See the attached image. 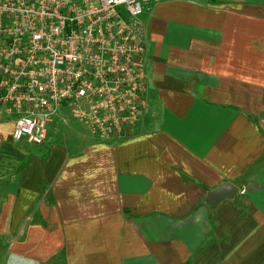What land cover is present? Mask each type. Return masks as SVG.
I'll use <instances>...</instances> for the list:
<instances>
[{
	"label": "crops",
	"instance_id": "obj_1",
	"mask_svg": "<svg viewBox=\"0 0 264 264\" xmlns=\"http://www.w3.org/2000/svg\"><path fill=\"white\" fill-rule=\"evenodd\" d=\"M128 138L0 110V264H264V0H158ZM239 188L213 213L205 192Z\"/></svg>",
	"mask_w": 264,
	"mask_h": 264
},
{
	"label": "built area",
	"instance_id": "obj_2",
	"mask_svg": "<svg viewBox=\"0 0 264 264\" xmlns=\"http://www.w3.org/2000/svg\"><path fill=\"white\" fill-rule=\"evenodd\" d=\"M158 0H0V110L43 144L71 118L100 138L135 132L146 92V8Z\"/></svg>",
	"mask_w": 264,
	"mask_h": 264
},
{
	"label": "water",
	"instance_id": "obj_3",
	"mask_svg": "<svg viewBox=\"0 0 264 264\" xmlns=\"http://www.w3.org/2000/svg\"><path fill=\"white\" fill-rule=\"evenodd\" d=\"M238 193V186L228 180H223L216 187L205 192L203 204L210 213H213L222 201H233Z\"/></svg>",
	"mask_w": 264,
	"mask_h": 264
}]
</instances>
